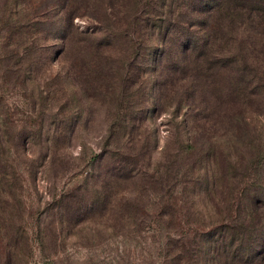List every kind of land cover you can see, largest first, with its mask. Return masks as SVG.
<instances>
[{"label":"rangeland","instance_id":"1","mask_svg":"<svg viewBox=\"0 0 264 264\" xmlns=\"http://www.w3.org/2000/svg\"><path fill=\"white\" fill-rule=\"evenodd\" d=\"M143 1L0 0V264H180L264 193V74L166 78Z\"/></svg>","mask_w":264,"mask_h":264},{"label":"trees","instance_id":"2","mask_svg":"<svg viewBox=\"0 0 264 264\" xmlns=\"http://www.w3.org/2000/svg\"><path fill=\"white\" fill-rule=\"evenodd\" d=\"M61 3V9L67 16L60 17V20H64L68 27L72 26V18L79 15L78 9H87L89 0H61ZM139 5L141 14L149 13L154 16L151 23L144 22V18L136 19L141 27H155V34L160 35L162 42L157 59L159 58V63L169 58L166 78L174 82L175 79L202 74L201 71L208 74L212 66L220 68L231 65L234 66V73L241 76L237 77L236 88L232 91L235 98L244 94L247 83H252V80H245V84L240 78H254L255 89L262 84L264 41L258 46L256 44L260 38H264V0H144ZM79 16L87 17L85 14ZM63 32L59 36L60 55L67 52L68 43L71 41V34L68 31L65 34ZM80 33L85 35L84 41H89L88 44L91 45L93 38L90 36L93 32L90 34L83 28ZM218 35L229 40L226 42L228 47L225 51L221 47H214ZM244 39L247 44L245 46ZM172 40L175 44L173 51L168 47ZM233 42L235 49L230 47ZM221 59H224L225 64ZM195 91L197 98L200 96L199 90L192 89L189 94L193 95ZM255 191L247 200L249 208L243 213L247 219L245 223L236 224L235 235L229 224L219 225V229H215L216 234L215 231H210L207 235L202 233L198 241L207 243L204 236H210L209 250H206V246L202 250L198 247L196 252L189 249L186 257L177 256L179 263L264 264V193L256 195L258 192ZM218 234L219 238H214ZM181 249L184 250V247Z\"/></svg>","mask_w":264,"mask_h":264}]
</instances>
